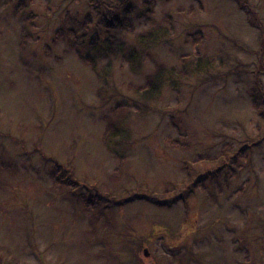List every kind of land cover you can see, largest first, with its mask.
Returning <instances> with one entry per match:
<instances>
[{
	"label": "rangeland",
	"instance_id": "rangeland-1",
	"mask_svg": "<svg viewBox=\"0 0 264 264\" xmlns=\"http://www.w3.org/2000/svg\"><path fill=\"white\" fill-rule=\"evenodd\" d=\"M18 1L0 0V264H264V118L248 94L264 100V0H154L149 16L133 0L132 28L108 30L116 54L85 0H30L20 49ZM60 27L80 31L83 52L97 40L96 68L52 42ZM157 64L172 80L139 92ZM243 143L232 177L190 191L209 158ZM52 165L76 190L52 184ZM69 190L102 213L87 220ZM147 190L184 191L186 205H111Z\"/></svg>",
	"mask_w": 264,
	"mask_h": 264
},
{
	"label": "trees",
	"instance_id": "trees-1",
	"mask_svg": "<svg viewBox=\"0 0 264 264\" xmlns=\"http://www.w3.org/2000/svg\"><path fill=\"white\" fill-rule=\"evenodd\" d=\"M87 5L93 10L95 13L98 27L93 30L95 32H102L104 34V42L106 43V46L111 54H116L117 50L114 49L115 46V35L111 32H108L109 29H131L132 23H131V14H132V3L133 0H85ZM30 2V0H19L17 5L14 7L13 14L18 16L23 21V30L22 34H20V41L18 42L19 48L22 49L24 47L25 40L28 37V31H27V24H31V15L24 14V9L26 8L27 4ZM141 6L142 9L140 11L141 16H149L153 11L154 6V0H141ZM243 7V5H242ZM246 12L247 9L245 10ZM88 28V26H87ZM83 31H85L83 27ZM79 30L74 29L72 27H60L57 29L53 34L52 42L56 40H60L62 38H66L67 42L69 43L70 50L75 54L77 59H79L82 63L85 65H88L91 68H96L95 65V58L92 53L94 49L96 48L95 43L97 44V40L95 39L93 42L89 44L88 52H83L80 48V46L83 44L81 41L82 35ZM193 42L199 41L200 37L192 34ZM92 38H96V35H93ZM120 58L125 61L129 67L135 68L138 61L136 58V55L134 53L130 54H120ZM199 68L196 67V70ZM95 70V69H94ZM96 71V70H95ZM178 75H184V71L180 70L178 72ZM168 76L169 82L172 80V72L165 68L163 65L157 64L155 66V69L153 73L148 74L145 76V82L143 85L138 86L137 90L139 92H143V94H149L151 92H155L157 87H160V84H163V82L166 80ZM101 91H98V94H100ZM261 93L258 86H254L252 89L249 90L248 94L251 99V106L252 108L264 118V100L261 101L262 97H259L258 94ZM119 106V104H117ZM116 106V108L118 107ZM116 112V109H115ZM105 131L101 136V140L103 143H105L109 147V138L110 136H113L116 133V128L113 123V121L108 118ZM170 143L174 146H182L183 144L175 141H170ZM250 146V144L243 143L241 144L232 154H226V148L222 147L220 149V152L218 155L212 156V158H209L208 160L214 161V164L212 165H206L202 173H198L196 176H194L192 179L194 180L193 183H191L190 191H194L195 188L199 187L202 189H206V183L209 180H212L217 182L219 180V176H221V173L226 175L225 179L230 178L231 174L234 169L235 163L246 156L247 148ZM111 150L112 148L109 147ZM204 156H206V153H203ZM117 156V155H116ZM201 156H197V159L195 158L193 160V163H195L198 158ZM216 161V162H215ZM57 165H52L49 169V177L52 181V184L56 187H62L63 189L70 188L72 190H76L77 188V182L71 178L69 173L67 171L63 170L62 168H59ZM188 178L189 176H192L193 173L188 172ZM230 175V176H229ZM232 177V176H231ZM72 190H69V194L75 203V201L80 202L79 204H82V213L86 215L89 220L91 216L96 212L99 211L102 213V206L98 203V198L91 199L87 195H83L79 193H72ZM67 191V190H66ZM147 190L143 193H134L129 197H123V198H113L111 204L113 206H118L125 204L127 202L131 203L134 200H143L149 203H152L156 206H167L170 207L173 203H176L179 199L181 202H183L184 205H186V192H181L172 197L170 201H164L161 197L162 195H155L156 193L153 191ZM131 193V192H130ZM129 193V194H130ZM133 193V191H132ZM77 202V203H78ZM104 207V206H103Z\"/></svg>",
	"mask_w": 264,
	"mask_h": 264
}]
</instances>
